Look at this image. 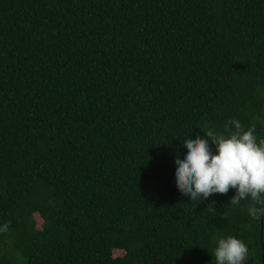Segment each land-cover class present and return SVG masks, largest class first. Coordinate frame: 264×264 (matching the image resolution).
<instances>
[{
	"label": "trees",
	"instance_id": "obj_1",
	"mask_svg": "<svg viewBox=\"0 0 264 264\" xmlns=\"http://www.w3.org/2000/svg\"><path fill=\"white\" fill-rule=\"evenodd\" d=\"M233 119L264 139V0H0V264H264L250 197L176 185Z\"/></svg>",
	"mask_w": 264,
	"mask_h": 264
},
{
	"label": "clouds",
	"instance_id": "obj_2",
	"mask_svg": "<svg viewBox=\"0 0 264 264\" xmlns=\"http://www.w3.org/2000/svg\"><path fill=\"white\" fill-rule=\"evenodd\" d=\"M228 123L235 131L227 136L209 130L203 137L196 135L182 142L187 153L183 159H175L176 185L182 195L197 203L214 193L227 194L234 189L229 203L237 206L250 197L248 213L259 220L264 216V139L257 142L254 123L247 130L239 120ZM7 227L5 224L0 231H7ZM217 244L216 264H243L247 259L249 250L241 239L228 236L219 238Z\"/></svg>",
	"mask_w": 264,
	"mask_h": 264
},
{
	"label": "rangeland",
	"instance_id": "obj_3",
	"mask_svg": "<svg viewBox=\"0 0 264 264\" xmlns=\"http://www.w3.org/2000/svg\"><path fill=\"white\" fill-rule=\"evenodd\" d=\"M119 253H121V252H119Z\"/></svg>",
	"mask_w": 264,
	"mask_h": 264
}]
</instances>
